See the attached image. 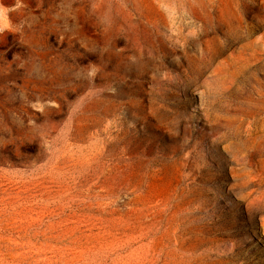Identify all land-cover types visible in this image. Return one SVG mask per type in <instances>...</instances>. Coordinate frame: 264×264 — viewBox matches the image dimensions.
Masks as SVG:
<instances>
[{
    "label": "rangeland",
    "instance_id": "obj_1",
    "mask_svg": "<svg viewBox=\"0 0 264 264\" xmlns=\"http://www.w3.org/2000/svg\"><path fill=\"white\" fill-rule=\"evenodd\" d=\"M0 264H264V0H0Z\"/></svg>",
    "mask_w": 264,
    "mask_h": 264
},
{
    "label": "bare ground",
    "instance_id": "obj_2",
    "mask_svg": "<svg viewBox=\"0 0 264 264\" xmlns=\"http://www.w3.org/2000/svg\"><path fill=\"white\" fill-rule=\"evenodd\" d=\"M243 160H244V159H243ZM254 194H255V193H254ZM258 197H259V196H258ZM261 197H262V196H261ZM256 199H257V198H256ZM256 199H255V200H256ZM259 201H261V200H259ZM253 203H254V201H253ZM261 204H262V203H261ZM255 209H256V207H255ZM248 211H249V210H248ZM262 213H263V212H262Z\"/></svg>",
    "mask_w": 264,
    "mask_h": 264
}]
</instances>
